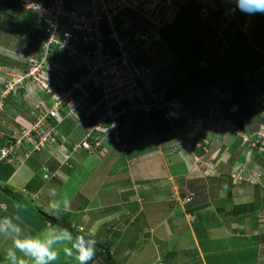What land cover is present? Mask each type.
Here are the masks:
<instances>
[{
	"label": "rangeland",
	"instance_id": "1",
	"mask_svg": "<svg viewBox=\"0 0 264 264\" xmlns=\"http://www.w3.org/2000/svg\"><path fill=\"white\" fill-rule=\"evenodd\" d=\"M180 3L184 11L186 10L188 11L191 6L196 5L195 0H180ZM2 6H3V9L0 8V57H1L0 59V84L4 82L5 86L0 87L1 88L0 89V113H1V110L5 112H2L4 116L3 115L0 116V126H1L0 144H3L4 145L3 147H6L7 146L6 143L8 142L9 135L13 134V132L19 131L20 136H21L23 131H26L29 133L31 131H39L40 129H43L46 131V128H45V122L42 121L43 114L41 111H38V109L35 106L36 92H30V91L26 92L25 90L24 93L26 94H23L21 97L26 107L22 104L21 100L18 101L19 98L17 101H14L13 99L11 102H9L10 100L6 101V98H7L6 94L9 90L8 88H10V86H13L11 84H13L14 81L19 79V74H15V71H16L15 67L18 66L17 60L21 59L22 61L24 58V55L27 52H31L30 50H32L30 49L31 48L30 43L33 42L31 40L32 36L30 35V33H28L30 32V30L28 28H25L23 24L24 25L27 24L32 28V25L35 22L36 16L32 12L21 10L20 15H19V12L17 13L19 15L18 18L20 19L22 18L26 20V22L24 21L25 23L23 22V24H21L18 18L12 17L13 9H11V12L8 11L7 5L5 2H2ZM241 13H243V11H241L239 8V11H238L239 17ZM243 17H240L239 19L244 20ZM253 17L256 23L258 24L260 23V19L264 18V13L257 12L253 14ZM260 24L261 26H264V21ZM127 25H128V31L125 33V36L131 37L139 29H141L143 25H145V22L138 17L131 16L129 20L127 21ZM186 27H184L182 31H178L176 33V36L174 35L172 38H170V34L168 37L166 35L161 36V42L158 43V46L162 49L164 48L167 50H171L173 56H175L177 60H175L174 63L170 67L166 66L163 68V64H161L163 63V61L159 59L155 62H152L151 71L154 73H157L159 69L157 65H160V67H162L159 70L160 75L167 73V71L170 72L172 70L173 73L171 74L170 72V74L161 82L163 89L165 91L169 89L168 93L174 96L181 104H183L184 107L188 108L186 110L185 109L183 110L185 113L189 115H193L192 117H195V116L198 117V116H202V113L199 111L204 106L206 105H209L210 107L214 106L215 105L214 103L217 102L218 98L222 99L221 97L222 94L218 91L219 86L225 85L227 87L234 80V78H229L227 74L229 73L234 74V76L237 77V80H238V78L242 74L243 68H245L247 64V61L249 59L248 57L249 54L247 50L243 48L242 49L243 52L241 53V55L238 56L236 59H234L236 57L234 53L233 54L231 53L228 55L229 51L224 52V49H221V48L219 49L217 46L215 50L209 47V51H208V46L210 45V42H211L210 39L212 37L211 30L207 29L206 31L202 32L200 30L201 27H199V32H201L202 37L201 39H198L200 37L198 33H195L196 35H192L194 32V28H191L188 25H186ZM21 29H22V32H21ZM244 32L247 34V31H244ZM230 33L232 32L230 31ZM249 38L248 40L250 41ZM174 39L177 41H174ZM205 42H208L207 47H206ZM252 44L254 43H251L250 47ZM145 49L146 48H144L143 50ZM232 50H234L235 53L237 52V49H232ZM213 52L214 53L216 52L219 55H216ZM221 53H223L224 56L223 55L221 56L220 55ZM240 57H241V61H240ZM59 61L61 62L62 59H60ZM201 62H203V64H200ZM19 81L24 85L22 80H19ZM211 82H214V85L213 87L211 86V88H209L211 85ZM239 83L240 82H238L237 87H239ZM30 85H32L31 82H30ZM34 89L38 91V88H34ZM213 90H215V92ZM210 92H213V94H210ZM224 93L225 95H229V93L226 94V91L225 92L223 91V94ZM222 100L224 101L225 99L223 98ZM253 101H254V104L256 105L255 98L253 99ZM29 103L31 104L30 106H28ZM225 104L226 103H224V105L222 104L221 105L225 107ZM199 107H200V110H199ZM213 108H217L218 110H220L222 107L218 105ZM261 109L259 112L264 118V108H261ZM74 115L75 114L73 113L66 115V117H64V119H61V121L59 122V127L55 126L53 128V132H55L54 134L57 137L60 138L61 135H64V139L61 140L62 142H59L57 137L56 138L54 137V140H52V142H50L51 140L48 141L44 147L39 149L40 151L39 150L32 151L25 157V154H24L25 150L19 149L18 151H20L21 154L19 155L16 154L15 156L16 162L18 163H20L22 160H25L24 162L26 164H29L37 172L38 176L36 177V179H38V182L40 183V185L42 184L44 185L43 189H41L40 191L41 195L39 194L40 195L39 197L30 195L32 193V190H31L32 188L27 187L28 189L27 191L26 190L20 191L23 198L31 205V207H25V208L31 214L32 217L34 215L37 218H40V219L42 218L40 214H42L41 212H43L41 210V208H43V204L41 203L43 198H51L49 200L50 203H52L53 201L59 202L63 200L64 198H67L70 202V207L75 206V208L78 206V203L80 202L81 198H91L90 200L95 201L97 198H94L95 195L91 191V188L92 186H95L96 184L95 182H98L96 180H99L100 182H102V186L100 183V186L102 188H101V193L99 195V198L103 199L104 201H108L107 197L117 198L118 196L116 194L113 196L112 195L113 192H112L110 196L106 194L108 196H105L104 198H102L105 195V189H108V190L110 188L114 189L118 187L117 186L118 183L119 184L126 183L127 179L129 178L128 177L129 175H131L132 179L136 177L142 179V177L146 176L144 177L145 178L144 181L146 183L148 182L154 183L159 177L157 173H160L159 166H161L162 164V159L154 143L159 141L158 142L159 145L165 146L166 148L169 147L167 149L164 148L163 150L165 151H163V153L171 152L173 151V149H177V147L182 148L181 140L183 138L181 137H180V142L178 141L179 145H175L176 143H178L176 138L178 139L179 136H181V132H178V133L176 132L177 127L175 126V129H174V126L172 125L173 121L175 120L169 118L163 112L153 111L151 113H148L147 115L146 113H143L142 111H137L135 113L130 114L129 116V120H132L133 124L131 128L128 130L129 131L128 136L132 137V140L134 141L129 140L127 137H123V138L121 137L120 139V141L122 143H125L126 145V149H127L126 154L120 151L122 146H120L119 144L113 145L111 138L105 135L101 143L105 145L104 146L105 150L106 148L110 149V152L104 151L103 155L96 154V153L86 154L87 150L85 148H79L80 150L78 149L79 151L77 150L78 152L74 154L75 157L69 154H67L68 155L67 156L66 155L67 151L75 152L74 149H72L71 144L73 145V147H76L77 144H81L78 141L80 138V135L86 132V130L88 129V128L85 129L83 125H79L77 131H74L73 127L77 126V124H79V120L81 119L80 118L81 115H79V120ZM251 116H254V115L251 114ZM29 117L30 119H28ZM32 118H34L35 120L33 121ZM218 118H219V121L218 119L213 120V123H211V127H213V129L208 132L209 138L210 136H215V135L218 137L221 134L220 135L221 139L218 137L219 141L218 142L216 141L215 143L217 147L213 149V152L216 156L215 160L217 161L218 164L221 162L219 165L223 164L224 166L223 171L231 172L230 175H232V178H230L231 180L229 181L232 183L234 181V183L237 184L238 179L244 176L245 173L249 172L250 173L249 176L251 177V182H250L251 185H249L247 189L249 188L250 190H248V192L249 194L250 193L252 194V190H254L255 186L256 188L257 187L259 188V185H255V186L253 185L257 181L261 184L262 180H264V165L262 166L264 155H262L263 153L260 154V150H259V154H260L259 161L260 160L261 161L260 162L257 161V165L254 164V166L251 165L252 163L250 165L249 164L247 165V157L250 155L249 158H254L255 153L251 152L250 154V151L249 152L248 150L246 151L247 146L249 148V144H247L246 140L245 141L243 140L241 134L240 135L238 134L239 128H235V127L233 128L231 123L227 120V117H221V118L218 117ZM246 118H244L245 119L244 122L247 128L249 124L247 123ZM175 122H176V125L181 123L180 121H175ZM181 126L182 125H180V128ZM151 129L153 130L155 129V131L157 132L158 140L156 139V142L153 140L149 141L147 139L148 134L151 133ZM183 129L185 130L186 126H183ZM257 130L260 133L264 134V123L261 124L260 129H257ZM178 131H181V130H178ZM1 136L3 138H1ZM237 137H239L241 140V143L239 144L241 145V147L236 149L234 155L230 158L231 160H229L227 159L229 156V154L227 153L228 147L232 144L235 145V143L239 139V138L237 139ZM140 138L141 139L145 138V139L141 141ZM47 140H49V138ZM135 143L136 144L140 143L139 145H142L143 147L137 150L139 154L137 152H132L130 154L129 148L133 147L132 145H134ZM50 144H52V146L54 147L52 148ZM169 145H172L173 147ZM81 147H84V146H81ZM48 148L51 150H49ZM54 148H56L57 150V151H54L55 156L57 157L60 156L61 158L59 157V159L62 161L67 160L66 161L67 163L65 164L64 168H61V165L57 161L55 156L49 155V152H52ZM100 149L102 150V147H100ZM91 151L94 152V149L92 147L90 148V152ZM42 154L47 155V158L45 160L42 157ZM163 155H164L163 157H164L165 163L169 164L170 163L169 158H170L171 161L174 162L176 166L180 165V162H179L180 158L178 157L176 153L170 156L169 154H166V155L163 154ZM240 155L244 156V161L242 162H240L241 160H243L242 158L239 157ZM136 156L138 157V161H136ZM71 157L74 159L71 160ZM113 157H116L117 159ZM3 160H6V163L10 162V155L0 161H3ZM139 162H143L145 166H147V167L144 166L142 168L141 170L142 174L140 173V170L138 168ZM187 162L189 161H186V163ZM251 162H252V159H251ZM259 163H260V169L263 170V173L262 171H260V169L259 170L257 169L259 167ZM69 164L71 166H69ZM187 164L189 165V163ZM210 165H213V164L211 163ZM65 167H67L68 169H65ZM127 167L128 168L130 167L132 171L131 174H128L129 170L127 169ZM132 168L134 169L132 170ZM255 168L256 170H254ZM61 169H64L63 171H66V176L61 183L54 182V181L50 182V180H45V178L42 177L44 172L47 175H51L54 171L56 170L59 171ZM211 169H213V166H211ZM190 171L195 172L193 171V169H191ZM211 173L216 174V171L212 170ZM118 174H121V176L118 177L117 184L115 181V183L112 184L110 187L105 186L107 184L106 182H108L109 179H113L114 176L115 175L118 176ZM196 174L199 175L198 178H200L203 174L205 175V173L201 169L199 172H196ZM132 175H134V177ZM183 175L184 176H179V177L177 175V177L175 176L173 180V183L176 185V188L179 190L180 195H183V192L185 191L184 187L186 186L183 183H186L187 181L186 178H189L188 176H190V174L188 175V173H185ZM53 176L56 177L57 176L56 173ZM220 176L221 177L217 178V180L222 181L221 183L223 184L224 182L223 180L225 179V176L228 177V175L223 174ZM254 177L257 178V180L253 181L255 179ZM102 178L104 179L103 181H102ZM204 178L203 179L201 178L202 185H206V183H204ZM228 190L230 191V189ZM240 190H242V188L239 186L238 191ZM94 191H97V188H95ZM47 193H51V195L49 196L47 195ZM245 193L240 191L239 195H245ZM45 194L47 195V197H45L46 196ZM91 196H93V198ZM31 198H37V199H33V202H31ZM254 205L256 204L254 203ZM46 207L47 208H44V209L49 213V215L54 216L56 218H60L65 214V213L63 214L64 211L63 212L61 211L59 214H53L51 207L50 208L49 206H46ZM256 207L258 206L256 205ZM35 208L36 209L39 208L38 209L39 213L35 211ZM166 209H167V206L165 205H162V206L158 205V207L156 206L155 210H151V211L147 210V207H146L145 214L148 216L149 220L152 219V223H155L157 222V220H159L162 217ZM70 215H71L70 219H72L73 222L75 223L79 222L77 217L79 218L80 215L78 216L76 212H72L70 213ZM140 216L142 217V215ZM86 217L87 216L84 215L83 217H80L79 219L85 224H87L88 221ZM232 217L233 216H230L227 220L230 221ZM98 224L99 223H96L93 229H90V230L88 229L89 232H93L95 235H97L98 232H96V230H98L99 228H100L98 230L99 232L105 231L106 228H104L103 226V229H101V227L98 226ZM142 224L144 223H141V220L139 219H137L134 223L129 224L125 237L124 238L122 237L123 238L122 240L123 242H125V244H128L129 241L132 242L133 239H136V237L140 235L139 229L144 227V225ZM79 225L82 226V228H84L83 223L79 222ZM118 225L119 223L115 224L114 227L116 228V226ZM58 226L59 225L55 224L53 228H56ZM147 236L142 235L141 238H139L140 240L138 243L144 240L145 237ZM123 242L122 244H117V245L115 243V247L117 246L116 248L119 249V251L120 250L124 251L125 249H127L123 246L124 245ZM232 242L234 246H237V247L239 246L238 241L233 240ZM111 248L114 251L115 248L114 249L113 247ZM120 252L118 254V258L120 261H123V260L125 261L127 259V262H131L132 264H134V261L132 260V258L130 257L127 258V254L120 253ZM236 252L239 253L238 248H235L232 251H228L227 253H224L222 255H218V256L212 255V258H214L215 260H213V263L211 262L210 263L211 264H235V262L238 261V255ZM149 254L153 255L151 254V252H149ZM162 258L167 260L168 264H169V261L173 260L170 258H164V256H162ZM26 262H28L27 264H29L28 260H26ZM53 264H76V261L74 259L66 257L64 253L61 252L60 259L58 261L53 262ZM95 264H99V263H95Z\"/></svg>",
	"mask_w": 264,
	"mask_h": 264
},
{
	"label": "crops",
	"instance_id": "2",
	"mask_svg": "<svg viewBox=\"0 0 264 264\" xmlns=\"http://www.w3.org/2000/svg\"><path fill=\"white\" fill-rule=\"evenodd\" d=\"M240 17H243L244 20L239 19ZM240 17L238 16L236 26L234 27H238L239 30L245 29V27H243V23L246 19L254 18L253 14H247L245 12L241 13ZM186 25L194 28L192 35H196L195 33H198V35H200L198 39H201L202 37L201 32H199V27H201L200 30L202 32L206 31L207 29L211 30L212 37L210 39V45L208 46L209 51V47H211L213 43L212 38L214 37L215 31L210 21L206 17L200 15L197 4L191 6L188 11H184L181 7V10L174 22L161 31V36L166 35L168 37L170 34V38H172L174 35L176 36L178 31H182ZM261 29L262 35L264 37V26H262ZM231 31L233 33V29ZM250 37L251 38L247 37L248 45L254 43L252 36ZM174 41L177 40L174 39ZM205 43L207 47L208 42ZM217 55L219 54L217 53ZM220 55L222 56L223 53ZM147 56L153 59V61L155 59L156 61L159 59L163 61V63H161L163 64V68L166 66L170 67L174 61L177 60V58L173 56L171 50L164 48L162 49L158 46V44L151 46V48L147 51ZM157 66L159 69L155 74L159 76V70L162 67H160V65ZM170 72L171 74L173 73L172 70ZM170 72L167 71V73H164V76H168ZM168 90L169 89L166 91ZM256 97V94H252L248 98L253 107H256L253 101L254 98L256 101ZM184 109L186 110L188 108L184 107ZM175 121L172 123L174 129L175 126L177 129L180 128L181 124L176 125ZM132 124L133 121L128 119L124 126V133H127L125 136L129 140H132V137L128 136V130L131 128ZM73 128L74 131H77L78 129L76 126ZM208 132V129L203 130L202 136L208 139ZM220 135L218 136L219 138ZM147 137L149 141L153 140L156 142V139L158 140L155 129H151V133L148 134ZM180 137L184 138L183 132L178 139L176 138L177 142H180ZM213 137L215 141H219V138L216 135ZM144 139L145 138H142L141 141ZM181 141L183 143V139ZM158 142L159 141L154 144L156 145L158 153L162 159V164L159 166L160 173H157L159 177L157 178L156 182L146 183L144 181V177L146 176L142 177V179L137 177L132 179L131 175H129L126 183L117 184L118 177H120L121 174H118V176L115 175L113 179H109L108 182H106L107 184L105 186L110 187L116 181L118 187L114 189L110 188L109 190L105 189V195L102 198L108 195L110 196L112 192L113 196L115 194L118 196L117 198L107 197L108 201H104L103 199L99 198L102 182L96 180L98 182H95L96 184L95 186H92L91 191L95 195L94 198L97 199L92 201L90 200L91 198H81L78 206L76 208L75 206L70 207L69 211L76 212V214H78V216L80 215V217H83L84 215L87 216V224L82 222L79 219L80 217H77L78 221L83 223L84 228L88 226L89 230L93 229L96 223H99L98 226H100L101 229H103V226L106 228L105 231L101 232L98 231L100 228L96 230L98 233L95 235V237L101 242L108 243V247H110V254L119 264H132L131 262H127V259L125 261L119 260L118 254L121 250L119 251V249L116 248L117 246L115 247V243L116 245L122 244V239L125 237L129 224L134 223L137 219L141 220V223H144L142 224L144 227L139 229L140 235H138L136 239H133L132 242L129 241L128 244L123 242V246L127 249L123 248L125 250L120 252L127 254V258H132L134 264H168V261L163 259L162 256H164V258L173 259L169 261V264H211L213 263V260H215L212 258V255H222L228 251H232L235 248H238L239 250V253L236 252L238 255V261H236L235 264H264V180H262L261 184H254L253 186L259 185V188H256V186L255 188L253 187L254 190H252V194H249L248 190L250 189H247V187H249L251 183L246 184L239 181L236 184L233 180V183L230 182L229 180L231 179L228 172L223 171V164L219 165L220 163L218 164L216 161L215 163H212L213 165H210V163L203 161L208 166V168H206L204 164H194L195 157L199 156L198 153H196V149L198 148H193L191 151V149L186 148L185 145L182 144V148L177 147V149H173L171 152L163 153V151H165L163 149L166 147L159 145ZM179 142L175 145H179ZM139 144L140 143H135L132 145L133 147H131L129 151L130 154L132 152H137V150L143 147ZM2 145L3 144H1V146ZM50 146L52 148L54 147L52 144H50ZM99 146L102 147V150L100 147L95 149V146L93 145L92 148L94 149V152L91 151V153L90 151H87L86 154L96 153L103 155L104 151L110 152V149L106 148L105 150V145L102 143ZM77 150L78 148L74 150L75 152L67 151L66 154L74 156V154L80 149L78 151ZM54 151H57L56 148H54L52 152H49V155L55 156ZM174 153H176L180 158V165L178 166H176L169 157V164L165 163L164 161L163 154H169L170 156ZM19 154H21V152L17 151V155ZM42 157L45 160L47 155L42 154ZM55 157L61 165L63 161L59 159L60 156ZM113 158L117 159L116 157ZM72 159L74 158L71 157V160ZM24 161L25 160H22L20 163L16 162L15 156L14 159L10 160L8 163H6V160L0 161V186L7 185L16 192L24 190L27 191V187L32 188V193L30 195L39 197L41 195L40 191L43 189L44 185H40L38 179H36L38 176L37 172ZM136 161H138L137 156ZM186 161H189L187 162L189 165L186 163ZM144 166L145 164L143 162L138 163L140 173ZM211 166H213V169H211ZM61 168H64V166ZM65 169L68 168L65 167ZM127 169L129 170L128 174H131L132 171L130 167H127ZM133 169L134 168H132V170ZM191 169H193L195 172L190 171ZM200 169L203 170L205 175L203 174L200 178H198L199 175L196 174V172H199ZM63 170L64 169L59 171L56 170L51 175H47L44 172L42 177L45 178V180H50V182L54 181L61 183L66 176V171ZM212 170L216 171V174H212ZM55 173L57 175L56 177L53 176ZM185 173H188V175L190 174V176H188L189 178H186V183H183L186 187H184L185 191L183 192V195H180V192L173 183V180L175 176H184L183 174ZM248 173L249 172L245 173L244 176L249 175ZM45 174L47 177H44ZM223 174L228 175V177L225 176V179H222L224 181L222 184V181L217 180V178L221 177L220 175ZM132 176L134 177V175ZM201 178H204V183H206V185L201 184ZM103 180L104 179L102 178V181ZM239 186L242 188L240 191L244 193L246 192L245 195H239ZM95 188H97V191L100 188L98 193L97 191H94ZM228 189H230V191ZM47 195L50 196L51 193H47ZM47 195L45 197H47ZM91 197L93 198V196ZM186 197H190L188 202L184 201ZM33 199L37 198H31V202H33ZM50 199L51 198H43L41 201L43 204V208H41V210L44 213H48L44 209L47 208L46 206H49V208L51 207V203L49 201ZM244 203H250V205L247 207L249 212L239 213L237 211H233L237 205ZM254 203L258 207H256ZM14 205H19V207H15ZM158 205H165L167 206V209L162 217L157 220V222L152 223V219L149 220L148 216L145 214V210L146 207L149 211L155 210L156 206L158 207ZM0 208H7L6 212L0 209V218H3L4 216H12L14 223L20 225L22 229V235L30 234L32 236H38L42 234L45 227L53 228L55 225L50 224V222H46L42 218H37L34 215L32 217L31 214L26 210L25 206L19 204L17 200L7 196L1 190ZM16 215H19L21 219L15 220ZM140 215H142V217ZM230 216L233 217L230 221H228L227 219ZM117 223H119V225L115 228L114 226ZM142 235L148 236L138 243L140 240L139 238H141ZM233 240L238 241V247L232 244ZM12 246L13 242L11 238L0 235V264H7L6 251ZM111 247H113V249L115 248L114 251ZM149 252H151L153 255H150ZM17 255L20 256L19 253H17ZM27 263L28 262H26V259L21 257V264ZM95 263H97L96 260L91 264Z\"/></svg>",
	"mask_w": 264,
	"mask_h": 264
},
{
	"label": "built area",
	"instance_id": "3",
	"mask_svg": "<svg viewBox=\"0 0 264 264\" xmlns=\"http://www.w3.org/2000/svg\"><path fill=\"white\" fill-rule=\"evenodd\" d=\"M195 3L200 15L214 28L212 42L222 40L225 30L236 21L237 0H195ZM17 4L35 14L32 28L38 33L40 50L38 56L30 59L27 70L17 73L19 79H15L8 92L22 87L19 81L22 80L27 85L31 82L38 91L53 94L55 101L44 111L36 105L43 114L46 131L22 130L21 136L19 131L13 132L8 145L0 147V160L9 155L13 160L19 149H24L27 156L52 142L56 138L55 124L71 113L81 115L89 123L82 145L77 144L74 149L89 147V137L98 145L97 138L103 134L125 150L126 145L120 139L132 105L145 113L155 110L171 114L173 101L157 93L158 85L148 74L150 61L144 57L143 49L161 42L162 29L173 23L181 10L180 0H17ZM131 16L142 19L145 30L126 37ZM251 19L245 20L243 31H247ZM252 47L264 53V44ZM44 65L58 69L61 74L70 71L77 77L68 80L60 74L52 76ZM256 105L264 108V86L257 94ZM53 120L55 123L51 124ZM240 134L244 141L251 136ZM257 137L264 134L258 132ZM246 180L251 182V177ZM189 200L190 197L184 199Z\"/></svg>",
	"mask_w": 264,
	"mask_h": 264
},
{
	"label": "trees",
	"instance_id": "4",
	"mask_svg": "<svg viewBox=\"0 0 264 264\" xmlns=\"http://www.w3.org/2000/svg\"><path fill=\"white\" fill-rule=\"evenodd\" d=\"M4 1L5 0H0V2H4ZM5 3L7 5V8L9 9L8 11L11 12V9H13L12 17L18 18L22 9H20V7H18L17 0H6ZM238 11H239V7L237 8V11L235 12L236 21H233L231 23V26L227 30H225L224 38L222 40H219V42H217V43L213 42L212 46H211V49L215 50L216 46H217L219 49L220 48L224 49V52L229 51L228 55L231 54V53L232 54L234 53V55L236 56V57L234 56L235 57L234 59H236L238 56L241 55V53L243 52L242 51L243 48H245L246 50L250 49V50H247V52L249 54V56H248L249 59L247 61V64H246L245 68H243L242 74L240 75L238 80H237V77L234 76V74H230V73L227 74V76L229 78H234V80L227 87L225 85L219 86V90H218L222 94V96H221L222 99L224 98L225 100L223 101L222 99L218 98L217 102L214 103L215 104L214 106H211V107L209 106L208 107V105H206L205 110H207V111H206V114H204V115L208 116L210 119H212V117L215 120L218 119V121H219L218 117H220V118L221 117H227V120L231 123L232 126H234V124L236 123L238 118H241V120H242V122L244 124V131L247 132L249 135H251L248 138V141H247V144H249V148L247 146L246 151L248 150L250 152H254L255 153V157L251 158L252 162L250 160L248 164L250 165L252 163L251 165L254 166V164L257 165V161H259L260 154L263 153L262 155H264V137H260V138L257 137V133L259 132L257 129H260L261 124L264 123V118L262 117V115L259 112H257L255 110V108L252 106V103L248 100V98L252 94H256L257 95L258 92L264 86V53L261 54V53L257 52L255 49H253V47L251 48L250 45H248L247 37L252 36V39L254 41V45H257L258 47L259 46L261 47L264 44V37H263L262 31H261L262 30L261 29L262 26L260 24V23H262L264 21V18H261L260 19V23H258V24L256 23L255 19L252 18L250 20V22H249V25H248L247 29H246L247 30V34H246L243 30H239L238 27L234 28L236 26V22H237V19H238ZM18 12H19V15L17 14ZM15 14H16V16H15ZM18 19H19L21 24H23L24 21L26 22V20H24L22 18L21 19L18 18ZM23 26L30 30V32H28V33H30V35L32 36L31 40L33 41L32 43L29 42L30 45H31L30 49H33V51H35V52L33 54H31V55H30L31 52H27L24 55V58H23L22 61H21V59L17 60L18 61L17 62L18 66H16V68H18V69H16V70L20 71V72H22V71L25 72L27 70V68L29 67L30 59H34V57L36 55L38 56V50H40V46L38 44L39 43V36H38V33L36 32V30L31 28L27 24L26 25L23 24ZM232 29H233V33H230V31ZM140 30L141 31L145 30V25H143L141 27V29H139V31ZM21 32H22V29H21ZM232 49H237V52L235 53V51L232 50ZM143 55H144V57L146 59H149L145 54H143ZM216 55H217V53H216ZM0 59H1V57H0ZM2 61H3V59H2ZM240 61H241V57H240ZM44 67H45L44 70H47V72H49L52 76H54V75H58L59 76V74H60L62 77L66 78L68 80H70V79L72 80L73 78L77 77L76 74H74V73H72L70 71L65 73L66 74L65 75V74L58 73V69H56V68H54L52 66L44 65ZM44 72H46V71H44ZM238 82H240L239 83V87H237ZM213 85H214V82H211V85H210L209 88H211V86L213 87ZM3 86H5L4 82L0 84V87H3ZM215 90H217V89H215ZM215 90H213V91L215 92ZM24 91H25V88H24L23 85H22V87L18 86L17 89H15V90L12 89L8 94H6L7 95L6 96L7 98L5 97L6 101L10 100L9 102H11L12 99L14 101H16L13 97L21 96ZM223 91L224 92L226 91V94L229 93V95H225V93L223 94ZM44 93L45 92L42 91V90H39V92H38L40 99H42L43 102L45 103V105H40L39 106V109H43V110H45L46 108L49 107L50 104H52L51 97L45 95ZM210 94H213V92H210ZM168 96L171 97L172 95H170L168 93ZM224 103H226L225 107L222 106V105H224ZM22 104L26 107L24 102H22ZM218 105H220L222 107V110H218L217 108H213V107L218 106ZM232 105H233L234 109H232L230 111H234V112L228 111V107H230ZM211 108L213 109V114L208 112V111H210ZM2 112H5V111L1 110L0 116L3 115ZM228 113H229V115H228ZM251 114L254 115V116H251ZM230 116H232V117H230ZM244 118H246L247 123L249 124L247 128L245 126V122H244L245 119ZM28 119H30V117ZM32 120L34 121L35 119L32 118ZM48 121H50V119H48ZM54 123L55 122H51V124H54ZM211 123H213L212 120L207 121V122H205V121L202 122V126H201L202 129L203 130L208 129V125L210 126ZM79 125H83L85 127V129H87V128L89 129V127H88L89 123H86L83 120L79 121V124H77L76 127H78ZM57 126L59 127V125H57ZM182 126H183V124H182ZM0 128H1V126H0ZM181 129H182V127H181ZM123 130H124V127H123ZM211 130H212V128L208 129V131H211ZM94 133L95 132H93V134ZM83 134H81L80 136H82ZM125 134H127V133H124V131H123L122 134H121V137L122 138L126 137ZM102 135L103 134H100L99 138H97V139H100L102 137ZM1 138H3V137L1 136ZM213 138L214 137L211 136V140H215ZM238 138L239 137H237V139ZM256 138H257V141H256ZM62 139H64V135H61V138H59L58 141L62 142L61 141ZM88 139L90 140V142L92 144L93 143V138L89 137ZM239 140H240V138L235 143V145L232 144V145H230L228 147L227 153L229 154V156H228L227 159L231 160L230 158L234 155L236 149L241 147V145H239L241 143V140L240 141ZM2 142H3V140H2ZM0 146H1V144H0ZM98 147H100V146H95V149H98ZM215 147H217L215 142L210 141V144L208 145V152L207 153H205L201 148L196 149V153H198L199 156H202V159L205 162L215 163L216 162V160H215L216 156H215V154L213 152V149ZM259 150H260V154H259ZM122 152L125 153V154L127 153V151L126 152L122 151ZM239 157L243 159V160L240 159L241 160L240 162L244 161V156L243 155L242 156L240 155ZM66 163L67 162L62 163L61 167L65 166ZM263 165H264V160H263L262 166ZM69 166H71V165L69 164ZM251 168H252V166H251ZM257 169L258 170L260 169V163H259V167ZM260 171L263 172L262 169H260ZM230 173L231 172H228V174H229V176L231 178ZM248 174H250V173H248ZM241 183L248 184L246 179L241 180ZM257 184H260V183L257 182ZM0 190L4 194H6L7 196L17 200L23 206L31 207V205L23 198L22 194L20 192L13 191V189L11 187H9L7 185H3V186H0ZM249 205H250V203H244V204H241V205H237L233 211H237L239 213H247V212H249V209H247V207ZM38 209L39 208H37V209L35 208V211L39 213ZM70 213H72V212H70V211L63 212L64 215L62 217H60V218H56L55 217L56 218L55 221H52L51 219H48L47 217L43 216L42 214H40V215H41V217L44 220L50 222L51 224H57V225L62 226V227H68L69 230L73 232L74 237L76 235H84V238L86 240L89 239L88 234L90 232L88 230V226H86L85 228L81 227V229H80L79 222L75 223V222H73L72 219H70L71 218ZM73 224L76 225V227H72ZM94 238H95V240L97 242L96 243V248H95V255H94V257L91 260L88 261V264H91L95 260L99 264H119L116 261V259L110 254L108 243L99 241V239H97L95 236H94ZM76 264H77V262H76Z\"/></svg>",
	"mask_w": 264,
	"mask_h": 264
},
{
	"label": "clouds",
	"instance_id": "5",
	"mask_svg": "<svg viewBox=\"0 0 264 264\" xmlns=\"http://www.w3.org/2000/svg\"><path fill=\"white\" fill-rule=\"evenodd\" d=\"M237 4H238V7L240 8V10L247 13V14H255L257 12L264 13V0H237ZM0 8L3 9L2 2H0ZM152 45L155 46V45H157V43H154V44L151 43V45H149L144 50V54L146 56H147V51L151 48ZM30 51H31L30 55L35 52V51H33V49ZM147 57L149 59H146V60L150 61V64L148 66V70H149L148 74H149L150 78L153 80V82H155V81L157 82V85H158L157 93L162 95L163 98H165L166 100H172L173 101V105H171V108H170L171 114H169L168 117L173 119V120H177V121L179 120L181 122L180 123L181 125L183 124V126H186L185 130L183 129V126H181L182 129L180 128V129L176 130L177 133L181 132V135H182V132H183V134H184L185 139L183 138L184 140H183L182 144L185 145L186 148L191 149V151L193 150V148H201L205 153H207L208 152V145L210 144V141H212V142H216V141L211 140V138L207 139L206 137L202 136L203 129L201 126H202V122H204V121L207 122L210 120L213 121L215 119L213 117H212V119H210L208 116L204 115V114H206V111H207V110H205L206 106H204L201 110L199 109L200 110L199 112L202 113V116L192 117L193 115H189V114L185 113L183 111L184 110L183 104H181L174 96L169 97L168 93H167L168 91H165L163 89L161 82L167 76L166 75L164 76V74L157 76V74L151 72L152 62H155L156 59L153 61V59H151L149 56H147ZM11 67H13V66H11ZM16 69H18V68L15 67V70ZM17 73H19V71L16 70L15 74H17ZM24 85L23 86H24L26 92H29V91L30 92H36L37 99L35 97V101H36L35 106L36 105H38V106L45 105L43 100L40 99V97H39V94H38L39 91L34 89L35 87H31L32 85H26V84H24ZM24 92L22 93V95L26 94ZM45 95L50 96L52 103H54L55 97H53V94L50 95V93H46ZM21 96H17V97H13V98L16 101L19 98L18 101L21 100V102H24L22 100ZM30 105L31 104L29 103L28 106H30ZM51 105L52 104H50L49 106H51ZM208 107H209V105H208ZM254 108L257 112H259L261 109L258 105H257V107H254ZM232 109H234L233 105L228 107V111H230ZM220 110H222V108ZM137 111H142V109L139 107H136L135 105H132L129 112L126 115V122L128 121L130 114L135 113ZM151 112H153V111L146 112V114L151 113ZM155 112H162V111H155ZM208 112L213 114V109L211 108L210 111H208ZM230 112H234V111H230ZM27 113H28V111H27ZM143 113H145V112H143ZM74 116H76L77 119L79 120L78 114H75ZM80 118L81 119L79 121H82L83 119L81 116H80ZM53 122H54V120H53ZM57 125H59V123L55 124V126H57ZM234 127L238 128L236 123L234 124L233 128ZM209 128L213 129V127H211V124H210V126L208 125V129ZM178 130H181V131H178ZM123 131L124 130L122 128V132ZM87 132H88V130H86V132L82 136H80V138L78 140L79 142H81L83 140V138ZM240 133L248 134L247 132L244 131V129L243 130L238 129V134L240 135ZM97 134L98 133L95 132L93 135H97ZM11 135H9V138ZM54 136H56V135L54 134ZM104 136H102L99 139L100 143L98 145H95V140L93 139V145L99 146L101 144V140L103 139ZM60 138H61V136H60ZM57 139H59V137H57ZM87 141L90 145L89 147H79V148H85L87 151H90V148L93 147V145L91 144L89 139H87ZM7 143H6V145H8ZM114 144H116V143L113 142V145ZM3 146L4 145H2L0 147H3ZM71 146H72V148H74L72 144H71ZM75 149H77V148H75ZM120 151L126 152L125 149H121ZM250 154H251V152H250ZM249 156L247 157V164L251 160V158H249ZM66 161H63L62 163L66 162ZM203 161L204 160L202 159V156H197V157H195L194 163L199 164V165L204 164L206 166V168H208L207 165L204 163L205 161L204 162ZM206 163L211 164V162H206ZM254 170H256V168ZM248 176L249 175L240 177L237 182H239L243 179H246ZM231 178H232V175H231ZM255 180H257V178H255L253 181H255ZM246 181H247V183H250L248 180H246ZM14 206L19 207V205H14ZM0 209H2L5 212L7 211V208H0ZM51 209H52L53 214H59L61 211L68 212L70 210V202L67 198H64L63 200H61L59 202L53 201L51 203ZM20 219L21 218L19 215L15 216V220H20ZM72 227H76V225L73 224ZM0 235L11 238L12 242H13V246L6 251L7 264H21V257L28 260L29 264H53V262L58 261L60 259L61 252H63L66 257L74 259L77 262V264H88V261L91 260L95 255V248H96V243H97L95 238H94L95 234L93 232H90L88 234L89 239L86 240L84 238V235H76L74 237L73 232L70 231L68 227H62V226H58L56 228L45 227L42 234L39 236H32L30 234L29 235H22V229H21L20 225L17 223H14V219L12 216H4L3 218H0ZM17 253H19L20 256H18Z\"/></svg>",
	"mask_w": 264,
	"mask_h": 264
},
{
	"label": "water",
	"instance_id": "6",
	"mask_svg": "<svg viewBox=\"0 0 264 264\" xmlns=\"http://www.w3.org/2000/svg\"><path fill=\"white\" fill-rule=\"evenodd\" d=\"M236 125L239 129L243 130L244 129V124L241 120V118H238V120L236 121ZM43 214V216L47 217L48 219H51L52 221H55L56 218L54 216H51L47 213L41 212Z\"/></svg>",
	"mask_w": 264,
	"mask_h": 264
}]
</instances>
